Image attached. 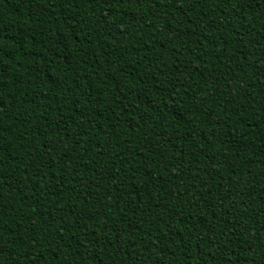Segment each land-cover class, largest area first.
Returning a JSON list of instances; mask_svg holds the SVG:
<instances>
[{
    "label": "trees",
    "instance_id": "trees-1",
    "mask_svg": "<svg viewBox=\"0 0 264 264\" xmlns=\"http://www.w3.org/2000/svg\"><path fill=\"white\" fill-rule=\"evenodd\" d=\"M0 264H264V0H0Z\"/></svg>",
    "mask_w": 264,
    "mask_h": 264
}]
</instances>
